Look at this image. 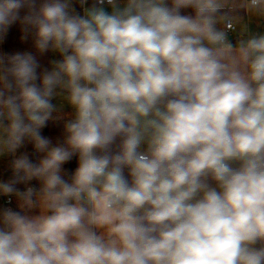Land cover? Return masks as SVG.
Wrapping results in <instances>:
<instances>
[{
  "label": "clouds",
  "instance_id": "1",
  "mask_svg": "<svg viewBox=\"0 0 264 264\" xmlns=\"http://www.w3.org/2000/svg\"><path fill=\"white\" fill-rule=\"evenodd\" d=\"M16 23L0 264H264V0H0Z\"/></svg>",
  "mask_w": 264,
  "mask_h": 264
},
{
  "label": "crops",
  "instance_id": "2",
  "mask_svg": "<svg viewBox=\"0 0 264 264\" xmlns=\"http://www.w3.org/2000/svg\"><path fill=\"white\" fill-rule=\"evenodd\" d=\"M23 37H24V32L22 30V26L19 23H16L13 26H11L8 33L2 39H0V55H11L16 52L34 51L31 37H28V39H24ZM51 58L52 57L50 55H45L44 57L41 58V64L44 67L49 66V60ZM69 111L70 110L65 107L64 112L61 114L67 117V113ZM42 134L48 137L49 139H51L53 144L61 142L63 138L62 122H49L48 127L42 130ZM23 152L29 154L34 162L39 158V154L34 153L31 144H26ZM75 167H76L75 159L72 162L65 165V168L69 170H74ZM0 170H4V171L10 170L7 157L2 158V161L0 163ZM10 177L11 175L8 176L6 180L9 179ZM27 186L38 187L39 185L38 182L36 181L30 182L29 185H24V184L18 185L20 190H25ZM11 206L14 209L16 208L15 199H13Z\"/></svg>",
  "mask_w": 264,
  "mask_h": 264
},
{
  "label": "trees",
  "instance_id": "3",
  "mask_svg": "<svg viewBox=\"0 0 264 264\" xmlns=\"http://www.w3.org/2000/svg\"><path fill=\"white\" fill-rule=\"evenodd\" d=\"M77 10L79 11L80 9L77 8ZM23 150H24V148L20 149L19 152H23ZM19 152H18V154H19ZM10 160H11V156L7 157L8 165L10 163ZM10 175H11V170H9V171L0 170V180H6V178ZM3 207H12V206H11V204L4 202L3 197H0V208H3Z\"/></svg>",
  "mask_w": 264,
  "mask_h": 264
},
{
  "label": "rangeland",
  "instance_id": "4",
  "mask_svg": "<svg viewBox=\"0 0 264 264\" xmlns=\"http://www.w3.org/2000/svg\"><path fill=\"white\" fill-rule=\"evenodd\" d=\"M58 58V57H57ZM54 103H58V101H56V100H54L53 101ZM1 161H2V158H0V163H1Z\"/></svg>",
  "mask_w": 264,
  "mask_h": 264
},
{
  "label": "built area",
  "instance_id": "5",
  "mask_svg": "<svg viewBox=\"0 0 264 264\" xmlns=\"http://www.w3.org/2000/svg\"><path fill=\"white\" fill-rule=\"evenodd\" d=\"M5 199V201L7 202V199L6 198H4Z\"/></svg>",
  "mask_w": 264,
  "mask_h": 264
}]
</instances>
